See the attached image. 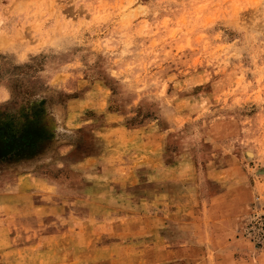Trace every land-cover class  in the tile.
I'll return each mask as SVG.
<instances>
[{
  "label": "rangeland",
  "instance_id": "1",
  "mask_svg": "<svg viewBox=\"0 0 264 264\" xmlns=\"http://www.w3.org/2000/svg\"><path fill=\"white\" fill-rule=\"evenodd\" d=\"M120 126L163 133L218 191L250 195L264 179V0H0V190L97 154ZM253 210L244 233L264 248Z\"/></svg>",
  "mask_w": 264,
  "mask_h": 264
},
{
  "label": "crops",
  "instance_id": "2",
  "mask_svg": "<svg viewBox=\"0 0 264 264\" xmlns=\"http://www.w3.org/2000/svg\"><path fill=\"white\" fill-rule=\"evenodd\" d=\"M152 130L107 129L102 149L71 153L66 170L8 179L0 264H264L244 233L254 208L264 214V179L236 200Z\"/></svg>",
  "mask_w": 264,
  "mask_h": 264
},
{
  "label": "bare ground",
  "instance_id": "3",
  "mask_svg": "<svg viewBox=\"0 0 264 264\" xmlns=\"http://www.w3.org/2000/svg\"><path fill=\"white\" fill-rule=\"evenodd\" d=\"M253 155V154H252Z\"/></svg>",
  "mask_w": 264,
  "mask_h": 264
}]
</instances>
